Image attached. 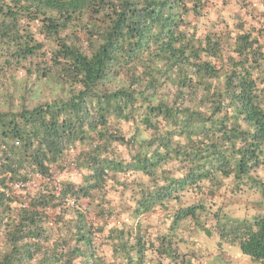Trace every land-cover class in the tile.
<instances>
[{
  "label": "trees",
  "instance_id": "obj_1",
  "mask_svg": "<svg viewBox=\"0 0 264 264\" xmlns=\"http://www.w3.org/2000/svg\"><path fill=\"white\" fill-rule=\"evenodd\" d=\"M234 3L0 0V264H194L186 221L264 264V11Z\"/></svg>",
  "mask_w": 264,
  "mask_h": 264
},
{
  "label": "rangeland",
  "instance_id": "obj_2",
  "mask_svg": "<svg viewBox=\"0 0 264 264\" xmlns=\"http://www.w3.org/2000/svg\"><path fill=\"white\" fill-rule=\"evenodd\" d=\"M221 1V0H220ZM227 6L226 10L233 12L237 11V4L234 1L238 0H224ZM257 5L259 10L264 11V7L260 5V0H248ZM251 17L249 16V20ZM251 201H255V196L249 198ZM235 212V211H234ZM237 213H243V209L237 210ZM164 212H157L148 215V219L145 222L149 226L154 225L158 227L160 224ZM168 224H171L170 221ZM172 231L176 233L175 240L179 242V249L183 253L195 252L198 256L194 261V264H199V261L204 264H259L252 261L251 257L244 254L238 244L224 243L222 248H219L215 240L210 236L199 230L197 227H193L189 221L182 224V227H175Z\"/></svg>",
  "mask_w": 264,
  "mask_h": 264
},
{
  "label": "built area",
  "instance_id": "obj_3",
  "mask_svg": "<svg viewBox=\"0 0 264 264\" xmlns=\"http://www.w3.org/2000/svg\"><path fill=\"white\" fill-rule=\"evenodd\" d=\"M260 5L264 7V0H260ZM79 150L76 149L71 153L67 154V157L64 161L65 170L56 168L53 170L52 175L46 176L40 173H36L33 178L27 181H15L12 182L8 195L15 199V202L21 208H26L29 204L30 194L34 193L36 190L41 188L44 185H51L57 192L62 187V180L64 177H69L71 180L77 179V170H76V158ZM74 203L72 200L68 201V205ZM84 211L86 207L83 208ZM88 218L90 220L95 219V214L93 212H87ZM127 222V219L125 220ZM52 224V223H51Z\"/></svg>",
  "mask_w": 264,
  "mask_h": 264
},
{
  "label": "crops",
  "instance_id": "obj_4",
  "mask_svg": "<svg viewBox=\"0 0 264 264\" xmlns=\"http://www.w3.org/2000/svg\"><path fill=\"white\" fill-rule=\"evenodd\" d=\"M77 180H79V176L77 177ZM104 249H105L107 255H110V250H109V248H108L107 246H104Z\"/></svg>",
  "mask_w": 264,
  "mask_h": 264
},
{
  "label": "clouds",
  "instance_id": "obj_5",
  "mask_svg": "<svg viewBox=\"0 0 264 264\" xmlns=\"http://www.w3.org/2000/svg\"><path fill=\"white\" fill-rule=\"evenodd\" d=\"M78 176H79V175H78ZM78 176H77V177H78ZM76 180H77V179H76ZM125 220H126V219H125Z\"/></svg>",
  "mask_w": 264,
  "mask_h": 264
}]
</instances>
